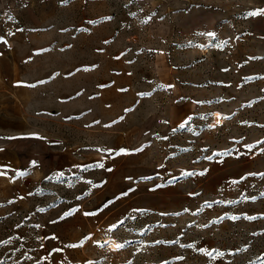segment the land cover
Here are the masks:
<instances>
[{"label":"rangeland","instance_id":"1","mask_svg":"<svg viewBox=\"0 0 264 264\" xmlns=\"http://www.w3.org/2000/svg\"><path fill=\"white\" fill-rule=\"evenodd\" d=\"M0 264H264V0H0Z\"/></svg>","mask_w":264,"mask_h":264},{"label":"bare ground","instance_id":"2","mask_svg":"<svg viewBox=\"0 0 264 264\" xmlns=\"http://www.w3.org/2000/svg\"><path fill=\"white\" fill-rule=\"evenodd\" d=\"M215 118H216V122H217V124L218 125H222L223 124V121H224V119H223V116L221 115V114H219V113H217L216 115H215ZM105 243H106V245L108 246V248L111 250V251H113V252H118V251H120L121 249H122V247L121 248H119V249H117V245H121L119 242H117L115 239H113V238H109V239H107V240H105Z\"/></svg>","mask_w":264,"mask_h":264},{"label":"snow or ice","instance_id":"3","mask_svg":"<svg viewBox=\"0 0 264 264\" xmlns=\"http://www.w3.org/2000/svg\"><path fill=\"white\" fill-rule=\"evenodd\" d=\"M253 14H256V13H253ZM209 35H213V34H209ZM101 166H102V165H101ZM187 175H191V174L188 173ZM250 219H251V218H250ZM115 227H117V226H112V228H110L109 231L114 230ZM100 246L103 247L104 245H100ZM116 247H117V249H119V248L123 247V245H117Z\"/></svg>","mask_w":264,"mask_h":264}]
</instances>
